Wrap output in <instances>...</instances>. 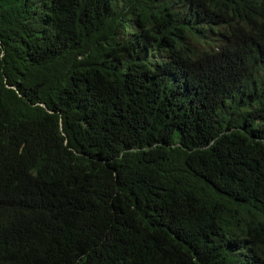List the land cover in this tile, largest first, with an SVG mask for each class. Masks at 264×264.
I'll list each match as a JSON object with an SVG mask.
<instances>
[{
  "label": "trees",
  "instance_id": "trees-1",
  "mask_svg": "<svg viewBox=\"0 0 264 264\" xmlns=\"http://www.w3.org/2000/svg\"><path fill=\"white\" fill-rule=\"evenodd\" d=\"M0 264H264V0H0Z\"/></svg>",
  "mask_w": 264,
  "mask_h": 264
}]
</instances>
